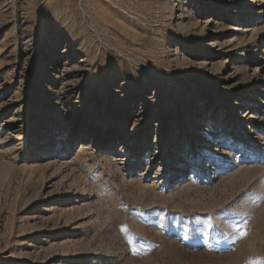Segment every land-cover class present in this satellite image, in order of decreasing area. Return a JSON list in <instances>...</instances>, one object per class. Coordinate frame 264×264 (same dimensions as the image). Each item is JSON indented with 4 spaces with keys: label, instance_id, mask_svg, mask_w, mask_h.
<instances>
[{
    "label": "rangeland",
    "instance_id": "1",
    "mask_svg": "<svg viewBox=\"0 0 264 264\" xmlns=\"http://www.w3.org/2000/svg\"><path fill=\"white\" fill-rule=\"evenodd\" d=\"M262 105L264 0H0V264H264Z\"/></svg>",
    "mask_w": 264,
    "mask_h": 264
},
{
    "label": "bare ground",
    "instance_id": "2",
    "mask_svg": "<svg viewBox=\"0 0 264 264\" xmlns=\"http://www.w3.org/2000/svg\"><path fill=\"white\" fill-rule=\"evenodd\" d=\"M259 102V101H258ZM263 106L264 105H262V108L259 110V112H261L262 111V109H263ZM171 139H172V142H174L175 141V135H173L172 137H171ZM178 156V155H177ZM184 158V157H183ZM183 160V159H182ZM182 160H180L179 162H178V164H180L181 165V169L180 170H177L175 173H174V176L178 173V172H181V173H184L185 172V168H183V161ZM174 168H176L177 167V164L176 165H174L173 166ZM176 170V169H175ZM174 170V171H175ZM182 177V179H180L181 181H182V183H183V181H185V180H187V175L185 176V177H183V176H181ZM181 181H180V183H181ZM175 188V187H174Z\"/></svg>",
    "mask_w": 264,
    "mask_h": 264
}]
</instances>
